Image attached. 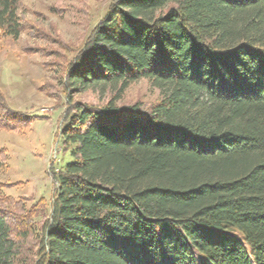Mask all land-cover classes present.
<instances>
[{
    "label": "trees",
    "instance_id": "16d2710c",
    "mask_svg": "<svg viewBox=\"0 0 264 264\" xmlns=\"http://www.w3.org/2000/svg\"><path fill=\"white\" fill-rule=\"evenodd\" d=\"M21 1L0 0L4 37ZM108 10L68 72L101 100H70L50 212L0 191V264H264V0ZM142 79L160 99L124 102ZM31 123L0 92V130Z\"/></svg>",
    "mask_w": 264,
    "mask_h": 264
},
{
    "label": "rangeland",
    "instance_id": "374dc122",
    "mask_svg": "<svg viewBox=\"0 0 264 264\" xmlns=\"http://www.w3.org/2000/svg\"><path fill=\"white\" fill-rule=\"evenodd\" d=\"M114 1L22 0L19 38L4 37L0 29V92L13 109L32 118L24 132L0 130V150L8 151V168L0 172L4 196L29 207L45 199L51 211L57 188L52 166L72 161L60 144L64 114L71 101L101 100L93 90L77 96L68 92V72ZM123 96L124 102L160 99L145 79L131 84Z\"/></svg>",
    "mask_w": 264,
    "mask_h": 264
}]
</instances>
